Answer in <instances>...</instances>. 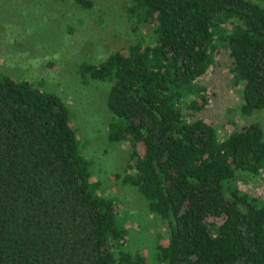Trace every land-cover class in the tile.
I'll return each instance as SVG.
<instances>
[{
	"label": "trees",
	"instance_id": "16d2710c",
	"mask_svg": "<svg viewBox=\"0 0 264 264\" xmlns=\"http://www.w3.org/2000/svg\"><path fill=\"white\" fill-rule=\"evenodd\" d=\"M89 8V0H73ZM153 29L82 73L107 84V139L130 149L135 188L166 229L147 257L125 249L119 206L91 180L67 105L0 72V264H264V129L227 136L205 119L201 81L219 54L239 112L264 109V8L249 0H128Z\"/></svg>",
	"mask_w": 264,
	"mask_h": 264
},
{
	"label": "rangeland",
	"instance_id": "374dc122",
	"mask_svg": "<svg viewBox=\"0 0 264 264\" xmlns=\"http://www.w3.org/2000/svg\"><path fill=\"white\" fill-rule=\"evenodd\" d=\"M89 1L91 6L83 8L73 0H0V72L38 84L67 105L80 154L90 163L91 180L119 206L125 249L149 257L166 242V229L136 189L122 182L133 172L130 149L124 142L108 141V86L85 76L82 66L135 42L151 44L153 29L129 15L128 0ZM249 1L264 8V0ZM227 62L219 54L201 81L209 102L196 117L213 124L221 138L248 123L257 122L264 129V109L240 114L241 93L230 84ZM237 184L250 195H264V174L239 173Z\"/></svg>",
	"mask_w": 264,
	"mask_h": 264
}]
</instances>
